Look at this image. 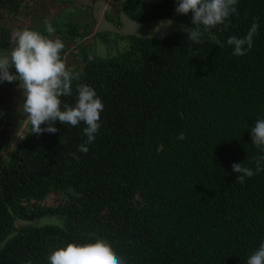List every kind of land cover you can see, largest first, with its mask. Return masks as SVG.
<instances>
[{"label": "trees", "instance_id": "16d2710c", "mask_svg": "<svg viewBox=\"0 0 264 264\" xmlns=\"http://www.w3.org/2000/svg\"><path fill=\"white\" fill-rule=\"evenodd\" d=\"M27 1L0 0V17L18 15ZM177 6L123 0L122 12L193 27L191 12L177 14ZM236 7L226 29L200 26L198 45L174 31L119 36L127 48L105 57L91 43L78 46L82 67L72 71L73 96L62 100L75 102L77 84L94 88L104 104L101 127L84 154L82 122L40 135L28 124L25 138L0 156V264H48L50 249L97 237L128 264H246L264 241V172L241 183L231 165L254 168L264 155L250 133L264 118V0ZM254 21L252 48L233 55L227 39L246 35ZM6 35L0 28L3 46ZM51 194L56 204L41 205ZM45 217L61 224L15 226Z\"/></svg>", "mask_w": 264, "mask_h": 264}, {"label": "clouds", "instance_id": "9594fccd", "mask_svg": "<svg viewBox=\"0 0 264 264\" xmlns=\"http://www.w3.org/2000/svg\"><path fill=\"white\" fill-rule=\"evenodd\" d=\"M238 0H177L175 12L188 14L191 12L193 27L183 28L189 40L201 44L200 26L209 30L223 25L227 28L229 17L238 15ZM45 32L28 28L18 29L11 34L9 50L0 54V83H17L22 90V103L18 101L17 112H22L26 123L31 125L32 134H55L57 123L78 126L85 125L84 142L77 148L79 153L86 154L88 145L95 141L100 124V114L104 110L102 99L94 88L88 84H77L75 102L66 103L63 97L73 96V81L77 76L68 67L66 59L61 56L65 43L55 36V29L50 21H45ZM171 21H168L170 25ZM139 27V25H138ZM259 24L253 22L241 37L232 36L227 44L232 46L233 55L244 56L252 48L254 37L258 34ZM161 32V31H157ZM162 34V32H161ZM92 57L90 56L89 59ZM14 68V72L12 69ZM3 112L0 110V115ZM43 125V127H42ZM251 143L264 152V118L257 119L250 129ZM73 158L79 160L76 153ZM232 171L239 182H245L260 172H264V155L255 159V167L233 163ZM68 192L79 196L73 189ZM48 264H128L123 255H119L111 243L102 238L87 242H68L62 247L49 250ZM27 264H33L29 259ZM246 264H264V241H261L247 258Z\"/></svg>", "mask_w": 264, "mask_h": 264}, {"label": "rangeland", "instance_id": "374dc122", "mask_svg": "<svg viewBox=\"0 0 264 264\" xmlns=\"http://www.w3.org/2000/svg\"><path fill=\"white\" fill-rule=\"evenodd\" d=\"M72 1L73 0H70L72 3L71 5L67 4L56 13V22L57 24L63 25V31H65L63 34L64 37H61L59 34L60 31L55 32L57 37L62 39L65 43V48L61 56L66 59L67 65L71 71L81 70V54L78 46L88 43L85 37L90 33L91 27H93V29H99L93 34L91 48L101 57L112 55L116 53V51H124L127 48L126 41L120 39L130 34L141 37L161 38L174 31H186L183 30L185 27L190 28L174 20L167 19L150 22L132 21L122 12L123 0L119 3H114L113 0H88V3L84 5H80L79 3L76 5ZM27 3L23 6L21 9L22 11L18 15H4L0 17V28H4L7 32V40L4 46L1 44L0 38V54L9 50L12 46L11 34L15 31V25H18L20 20L23 19L24 13L28 12ZM60 3L61 1H58L59 5ZM104 15H106V17H104ZM168 21H171L170 25ZM75 26H78V29L75 30L76 36H72L69 33L72 29H76ZM157 31H161L162 34ZM41 33L47 35V33ZM100 34L103 36L102 39H99ZM104 38H106L107 41L104 40ZM12 71H15L14 68ZM22 100V90L18 87L17 83H0V110L3 112V114L0 115V156L6 157L8 152L14 149L17 144L25 138L28 132V123L25 122L26 117L22 112H17L18 101L22 103ZM55 196L56 195L51 194L41 205H55L57 202ZM27 224L41 226L46 224L60 225L61 223L59 220L52 217H45L35 221H15V226L17 228Z\"/></svg>", "mask_w": 264, "mask_h": 264}, {"label": "crops", "instance_id": "0c3cea01", "mask_svg": "<svg viewBox=\"0 0 264 264\" xmlns=\"http://www.w3.org/2000/svg\"><path fill=\"white\" fill-rule=\"evenodd\" d=\"M58 1H61V3L63 4L60 3L59 5ZM72 2H74V4L76 5H78V3L80 5H84L85 3H88V0H73ZM67 4L71 5L72 3L70 2V0H28V12H25L23 15V19L20 20L18 25H15V30L28 28L46 33V26L44 22L47 20L52 23L55 32L63 31V25L57 24L56 22V13L60 11V8L66 6ZM75 27L76 29L74 30H77L78 26ZM90 29V33L85 37L86 41L88 40L87 44L91 43L93 34L99 30L98 28L93 29V27H91ZM60 35L61 37H64L62 34ZM55 36H57L56 33Z\"/></svg>", "mask_w": 264, "mask_h": 264}]
</instances>
